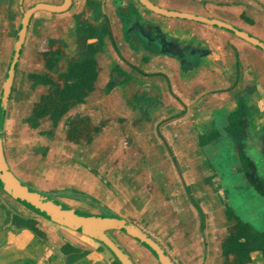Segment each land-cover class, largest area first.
Masks as SVG:
<instances>
[{
    "label": "flooded vegetation",
    "instance_id": "1",
    "mask_svg": "<svg viewBox=\"0 0 264 264\" xmlns=\"http://www.w3.org/2000/svg\"><path fill=\"white\" fill-rule=\"evenodd\" d=\"M8 72L0 264H118L19 201L3 172L75 215L121 218L164 259L113 231L129 264H264V0H0V103ZM208 104L223 121L202 136L194 124L193 173L175 138ZM137 176L154 201L131 211Z\"/></svg>",
    "mask_w": 264,
    "mask_h": 264
},
{
    "label": "water",
    "instance_id": "2",
    "mask_svg": "<svg viewBox=\"0 0 264 264\" xmlns=\"http://www.w3.org/2000/svg\"><path fill=\"white\" fill-rule=\"evenodd\" d=\"M9 74V72H8ZM10 74L7 75L3 87L2 100L0 103V121L2 118L3 106L5 96L9 85ZM232 120V118H230ZM230 126L234 124L230 121ZM1 160V157H0ZM4 178L9 181L7 186L12 191V194L19 199L23 204L31 209L38 211L51 221L59 223H66L69 228L76 227L86 237V239L95 240L103 248V250L113 257L118 264H129L128 257L121 251L120 247L114 237L113 231H120L127 236L137 239L142 245L147 247L160 261H164L161 252L151 240L139 233L129 223L123 221L121 218L113 214H106L104 217L94 219L88 216H79L71 213L65 208H58L51 203L48 199H44L32 191L22 187L10 176V173L3 172ZM98 231H95L94 229Z\"/></svg>",
    "mask_w": 264,
    "mask_h": 264
},
{
    "label": "rangeland",
    "instance_id": "3",
    "mask_svg": "<svg viewBox=\"0 0 264 264\" xmlns=\"http://www.w3.org/2000/svg\"><path fill=\"white\" fill-rule=\"evenodd\" d=\"M212 108H213V104H208L206 106L201 107L199 114H196L195 117L193 116V118H190L188 123H186L185 125L180 127L179 135H178L179 137L175 138L176 141L179 142L178 146H179L180 151L182 153L183 160L187 159V160L190 161V166H191V170H192L193 173L195 172V170H194V166H195L194 160L195 159L194 158H197V156H199L200 154L201 155L203 154L201 152L202 148L200 146V143H201L200 142V138L197 137V136L195 137V135H196V130L195 129H197L198 127H195L194 124L196 123V125H198V126L200 125L201 126V128H199V132H201L200 134L202 136V135H204L203 133L206 132V129L204 127L205 126H209L210 122L213 121L214 127H216L218 122H222L223 121L222 119L219 118V116H216V115L212 114V113H214L212 111ZM192 122H193V124H191ZM10 128H11V126L9 125L8 126V132H10ZM209 128H211V126ZM18 137L19 138H17V140H19L21 142L22 139H23L22 136H18ZM32 147H34V145H32ZM159 148L161 150H164L162 147H159ZM18 153H22V154H27L28 155V153H25L23 149L18 150ZM116 154H117L116 153V149L107 152V155L103 154V156H102L101 154H99V156L97 157L98 173L103 174V172L106 171V169H107V168H105L107 166L106 163H105V162H107L106 158L111 159V157L116 156ZM159 155H160V153H159ZM31 168H33V167H30V172L32 171ZM123 168H125V167L118 166V170H121V172H119L118 175L122 174V173H126L124 170H122ZM44 169H46V167H44V168L41 167L42 171H44ZM197 170H198V172L200 174L202 173L199 169H197ZM223 170H224V168L221 169V171H223ZM221 171L219 170L218 172H221ZM30 172L24 171V175H30ZM81 172H82V170H81ZM84 172L80 173L81 176H79L77 180L81 181V183L87 184L88 188L90 186L92 187V185H88V183L91 182L94 186L98 187L97 189H99L100 192L102 193L101 195H103V191H104L102 189L103 186L100 185L99 181H96V179L93 176H91L90 174H88V173L84 174ZM77 176H78V174H77ZM49 178H50L49 180L51 181L54 178L56 179V176H54L51 173ZM195 180H196L195 182H198L197 181L198 180L197 177H196ZM36 181H37V183H40V181H41V185L43 184V182H45V180L42 177H41V180L37 179ZM139 183H141V185H139ZM128 184L131 185L130 182ZM132 185L134 187V190H136V191H133V192H135L134 196H133V198H134L133 200L134 201H132L131 204L134 205V207H133V209L131 211L141 210L142 209L141 206H143L144 204L149 206V204H151V200L154 201V198L151 199V196L153 195V192L151 190V185H150L149 181H146V180L142 179L141 177L137 176V177H135V180L132 181ZM197 185H199V183ZM117 188H118V190H122L123 193H125V195L128 198H129V195H131L130 193H128V191H125L127 189L124 186H122L120 184H117ZM137 194H141L142 198L141 197L137 198ZM93 198H95V199H93ZM93 198H92L93 201H95V203L97 202V204L100 207H101V205L104 206V204L106 203L105 201L109 200V199L103 198V197H99L98 198V197L93 196ZM92 199L86 198L85 202H90V203L92 202V204H94L93 201H91ZM88 200H90V201H88ZM211 201L214 202L213 199ZM149 207H151V206H149ZM256 208H258V207H256ZM154 210H157V209L154 208Z\"/></svg>",
    "mask_w": 264,
    "mask_h": 264
}]
</instances>
